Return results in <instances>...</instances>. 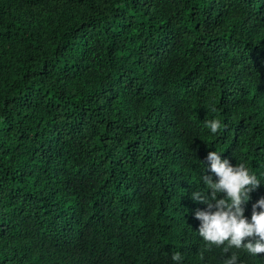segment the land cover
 <instances>
[{
	"label": "trees",
	"instance_id": "1",
	"mask_svg": "<svg viewBox=\"0 0 264 264\" xmlns=\"http://www.w3.org/2000/svg\"><path fill=\"white\" fill-rule=\"evenodd\" d=\"M210 151L250 220L264 0H0V264H264L198 233Z\"/></svg>",
	"mask_w": 264,
	"mask_h": 264
},
{
	"label": "clouds",
	"instance_id": "2",
	"mask_svg": "<svg viewBox=\"0 0 264 264\" xmlns=\"http://www.w3.org/2000/svg\"><path fill=\"white\" fill-rule=\"evenodd\" d=\"M206 124L213 134L220 129L218 120L207 121ZM206 160L210 165L208 170L215 174L216 180L204 175L203 183L208 191H196L191 196L194 201L207 205L206 210L195 213V218L200 221V237L209 245L226 243L229 248H243L253 256L264 254V198L253 204L250 220L244 214V205L260 181L243 164L232 166L216 151H210ZM172 259L179 262L180 253L173 254ZM225 264H237L236 255H232Z\"/></svg>",
	"mask_w": 264,
	"mask_h": 264
}]
</instances>
